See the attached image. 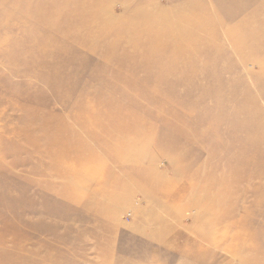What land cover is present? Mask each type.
I'll use <instances>...</instances> for the list:
<instances>
[{
  "label": "rangeland",
  "instance_id": "1",
  "mask_svg": "<svg viewBox=\"0 0 264 264\" xmlns=\"http://www.w3.org/2000/svg\"><path fill=\"white\" fill-rule=\"evenodd\" d=\"M28 1L0 0V135L6 136V139L17 131L16 119L22 114L20 110H38L43 115H64L77 102V97L70 96L68 101L65 100L67 110L62 107L58 99L66 88L64 85L50 88L45 77L51 70L48 66L42 68L32 57L40 48L31 44L20 47L18 41L21 43L24 40L17 34L18 27L5 23L6 18L11 19L12 7L33 5ZM97 2L99 9L106 8V15L97 26L107 21L111 23V31L117 36L110 42L116 47H120L121 40H135V35L127 34L126 30L136 26V11H140V5L146 6L148 12L155 11L156 6L170 13L181 10L179 15L183 17L197 14L195 27L199 29L206 26L214 32L218 36L216 47L219 48L215 50V46L211 45V49L206 50L210 52V58L218 60L215 65L212 61L209 67L201 59L200 68L210 69L213 66L225 73L223 76H210L208 97L214 99L218 93L227 97L231 90L238 93L246 90L245 96L264 111V40L261 38L264 33V9L260 8L264 0ZM155 16L160 20L166 18L177 21L174 15L171 18L164 14ZM200 16L203 19L211 18L210 23L197 21ZM84 27V22L71 25L75 32ZM43 29L46 31L47 27ZM251 32H254L255 39L248 42ZM31 36L28 35L29 38ZM235 44H243L239 52ZM46 46L41 47V52ZM200 48L205 49L203 46ZM128 51L131 57L137 56L131 48ZM70 52L76 67L69 66L62 71H72L79 81L86 80L96 66L90 52L81 55L79 50L75 53V47H71ZM125 55L128 54L118 50L112 58L119 61ZM185 59L188 60L187 57ZM51 61L57 63L59 58L53 56ZM180 61V66H177L186 68ZM114 67H118L116 62ZM117 78L129 80L123 70ZM215 84H220L223 91H217ZM159 90L164 93L163 96H167L166 89ZM191 95L195 100L204 98L200 90L192 91ZM155 98L158 97L153 96L152 101ZM209 103L210 108L216 106L215 100ZM55 124V119L44 122L38 127L44 129V134L40 136L49 139ZM76 131L89 144L91 151L95 150L97 155L105 158L107 168L103 173L97 164L93 168L81 165L71 175L77 177L83 173L91 178L95 174L97 180L115 176L118 183L102 187L96 179H89L87 183H75L73 187L59 173L33 175L34 165L27 161L22 163L26 154L7 155L13 146L5 143L0 151V253L5 254L4 264H240L243 257L252 256L239 249L231 252L227 250L231 238L240 227L230 222L242 215L244 210L232 211L230 217L224 219L222 201L225 197L218 193L212 195L211 184L223 180L221 177L228 170L226 163H221L218 170L210 171L218 153L208 143L199 144L201 154L195 165H189L185 159L174 158L177 151L170 145L177 141L176 137L160 129L153 141L147 142L146 139L137 145L121 148V156L125 154L129 158H139L142 155L139 165L127 162L119 164L114 158H107L96 147V141L91 137L88 139L80 128ZM97 132H100L99 126L95 127ZM253 134L260 135L259 132ZM157 141L166 143V148L157 145ZM55 153L51 146H40L33 152V157ZM15 161L20 164L15 166ZM142 171L149 177L147 182L140 175ZM27 181L33 185L26 186ZM254 186L257 188L256 197L245 199L242 205L248 209L250 216L255 215L254 210L259 211V216L254 217L257 222L255 228L259 229L264 227V178L240 186L229 181L228 198L235 193L236 187L247 189L251 194ZM72 194L82 197L74 200ZM244 228L248 229L249 225L246 224ZM253 240L260 242L264 236L254 237ZM2 261L0 258V263Z\"/></svg>",
  "mask_w": 264,
  "mask_h": 264
},
{
  "label": "bare ground",
  "instance_id": "2",
  "mask_svg": "<svg viewBox=\"0 0 264 264\" xmlns=\"http://www.w3.org/2000/svg\"><path fill=\"white\" fill-rule=\"evenodd\" d=\"M26 1L20 0L23 3ZM28 3L33 5L12 7L11 19L6 18L5 23L18 27L17 34L24 40L21 43L18 41L20 47L31 44L40 48L32 57L42 68L48 66L51 70L45 77L50 88L56 89L58 85L66 88L65 93L58 99L62 107L67 110L68 104L65 100L68 101L70 96L77 97V102L64 115H43L38 110H20L22 114L16 119L17 131L11 133V139L0 135V151L5 143L10 144L13 147L7 155L26 154L27 157L22 163L27 161L34 165L31 172L33 175L59 173L74 187L75 183L97 180L95 174L91 178L83 173L73 177L75 175L71 173L77 166L93 168L97 164L103 173L107 168L105 158L97 155L95 150L91 151L89 144L77 133L76 129L79 128L88 139L91 137L96 141V147L107 158H114L119 164L127 162L139 165L142 155L139 154V158H129L125 154L121 156V148L130 144L137 145L146 139L147 142L153 141L155 133L160 129H165L176 137L177 141L170 145L177 151L174 158L185 159L189 165H195L201 154L199 144L208 143L218 153L210 171L218 170L221 163H226L228 170L221 177L223 180L211 184L214 192L212 195L218 193L225 197L222 201L224 219H228L232 211L241 208L244 210L242 215L230 222L240 227L231 238L227 250L231 252L239 249L252 255L243 257L240 264H264V240H253L254 237L264 236V227L255 228L257 222L254 217L259 216V211L254 210L255 215L250 216L248 209L242 205L245 199L256 197L257 188L254 186L250 194L247 189L236 187L235 193L228 198L229 181L240 186L244 183L253 184L254 181L264 178V111L245 96L246 90L241 92L243 95L231 90L227 97L220 93L214 99L208 97L211 89L208 84L211 82L210 76L225 74L221 69L213 67L218 60L210 58V52H206L211 49V45L219 50L216 47L218 36L206 26L199 29L195 27L197 14L183 17L179 15L181 10L170 13L156 6L155 11L148 12L146 6L140 5V11H136V26L132 30H126L127 34L135 35V40H121L120 47H116L110 42L117 36L111 31V23L107 21L100 27L97 26L106 15V8L99 9L97 0H29ZM260 6L264 9L263 3ZM154 14H164L169 18L174 15L177 21L166 18L160 20ZM199 20L207 24L211 18L203 19L200 16L197 18ZM77 22H84L85 27L75 32L71 25ZM169 23L172 25L169 26ZM43 27H47L46 31ZM93 29L100 30L95 32ZM30 34L31 38L28 37ZM249 36L248 42L255 39L254 32ZM261 38L264 40V33ZM44 45H47L46 49L41 52ZM242 45L235 44L238 52ZM202 46L205 47L204 50L200 48ZM71 47H75V53L79 50L81 55L90 52L91 60L96 65L94 69L90 68L93 72L86 80L79 81L72 71H62L69 66L76 67L72 63ZM129 48L137 53L135 58L129 55ZM118 50L128 55L115 61L112 56ZM53 56L59 58L57 63L51 61ZM201 59L209 67L213 61V66L210 69L200 68ZM178 61L186 68L178 67ZM115 62L118 64L117 68L114 67ZM122 70L129 76V80L121 81L117 78ZM173 82L176 84L165 85ZM214 86L217 91H223L220 84ZM160 88L166 89L167 96H163ZM197 90H200L204 98H192L191 92ZM153 96L158 98L152 101ZM210 100H215L216 106L210 108ZM250 103L253 104L249 107ZM236 104H239L238 107H235ZM54 119L56 124L52 136L49 139L40 136L44 134V129L38 127ZM96 126H99L100 132L95 133ZM254 132H259L260 135L255 136ZM156 144L165 148L167 146L159 141ZM40 146H51L56 153L33 157V152ZM190 157L193 158L190 160ZM19 164V161L14 162L15 166ZM253 166L256 169H251ZM142 172L140 175L147 182L149 177L145 171ZM97 181L104 187L117 184L119 180L112 176ZM26 183L28 187L33 185L30 181ZM71 196L74 200L82 197L76 194ZM246 224L249 228L245 230ZM4 256V253H0L3 260L0 264L5 263Z\"/></svg>",
  "mask_w": 264,
  "mask_h": 264
}]
</instances>
